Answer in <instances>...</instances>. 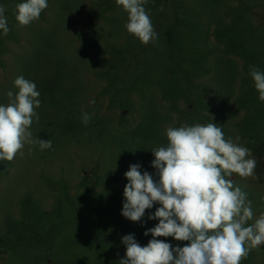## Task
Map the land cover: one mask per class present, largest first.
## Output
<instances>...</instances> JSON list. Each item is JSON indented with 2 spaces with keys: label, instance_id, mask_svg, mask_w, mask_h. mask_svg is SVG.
<instances>
[{
  "label": "rangeland",
  "instance_id": "obj_1",
  "mask_svg": "<svg viewBox=\"0 0 264 264\" xmlns=\"http://www.w3.org/2000/svg\"><path fill=\"white\" fill-rule=\"evenodd\" d=\"M21 2L0 0L10 29L0 30V103L17 76L33 81L40 107L29 130L52 147L26 144L0 161V264H119L123 236L146 246L160 205L141 222L123 217L124 174L139 164L155 176L151 150L169 126L213 122L239 137L256 178L231 179L255 216L264 212V102L249 75V65L264 71V0H147L157 33L148 45L127 32L115 0H48L23 27ZM241 264H264V245Z\"/></svg>",
  "mask_w": 264,
  "mask_h": 264
},
{
  "label": "clouds",
  "instance_id": "obj_2",
  "mask_svg": "<svg viewBox=\"0 0 264 264\" xmlns=\"http://www.w3.org/2000/svg\"><path fill=\"white\" fill-rule=\"evenodd\" d=\"M115 3L127 14L129 34L144 45L157 39L147 0ZM47 7L48 0H23L15 6V19L20 26H28ZM0 30L5 36L10 31L3 6ZM249 75L264 102V71L249 65ZM13 86L16 91L6 93L8 102L0 103V161L8 162L26 144H38L41 150L52 147L50 140L33 138L29 130L33 119H39L36 84L21 75ZM81 120L88 125L89 114L82 113ZM165 135L167 143L151 150L155 176L142 173L139 164L130 165L124 174L128 183L123 191V217L141 222L146 210L160 206L148 216L158 223L145 231V236H152L146 246L132 234L122 237L126 252L119 264H241L253 249L264 245V212L257 218L248 193L231 179L233 174L256 178L257 161L251 150L238 142L239 137H226L213 122L169 126ZM159 237L188 243L173 247Z\"/></svg>",
  "mask_w": 264,
  "mask_h": 264
}]
</instances>
